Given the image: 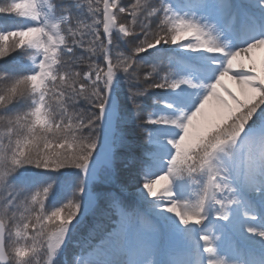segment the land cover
<instances>
[{"label":"snow or ice","instance_id":"snow-or-ice-1","mask_svg":"<svg viewBox=\"0 0 264 264\" xmlns=\"http://www.w3.org/2000/svg\"><path fill=\"white\" fill-rule=\"evenodd\" d=\"M0 264H264V0H0Z\"/></svg>","mask_w":264,"mask_h":264},{"label":"rangeland","instance_id":"rangeland-1","mask_svg":"<svg viewBox=\"0 0 264 264\" xmlns=\"http://www.w3.org/2000/svg\"><path fill=\"white\" fill-rule=\"evenodd\" d=\"M89 220H90V217H89ZM70 252H72V251H70ZM70 252H69V257H71V254H70Z\"/></svg>","mask_w":264,"mask_h":264}]
</instances>
